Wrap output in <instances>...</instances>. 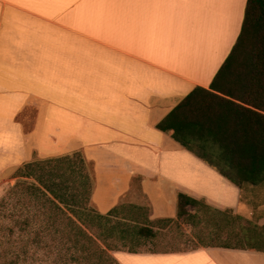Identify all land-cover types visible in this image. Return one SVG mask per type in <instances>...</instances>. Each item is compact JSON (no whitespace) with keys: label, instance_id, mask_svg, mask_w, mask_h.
<instances>
[{"label":"crops","instance_id":"obj_1","mask_svg":"<svg viewBox=\"0 0 264 264\" xmlns=\"http://www.w3.org/2000/svg\"><path fill=\"white\" fill-rule=\"evenodd\" d=\"M246 2L0 0V176L79 153L101 215L133 204L148 208L149 222L173 221L183 194L232 215L257 208L264 220L256 186L237 187L213 158L203 161L157 128L196 88L251 108L233 71L211 89ZM232 109L235 116L223 115L236 125ZM110 253L118 264H264V251L219 245Z\"/></svg>","mask_w":264,"mask_h":264},{"label":"trees","instance_id":"obj_2","mask_svg":"<svg viewBox=\"0 0 264 264\" xmlns=\"http://www.w3.org/2000/svg\"><path fill=\"white\" fill-rule=\"evenodd\" d=\"M224 71L237 75L238 86L244 92L240 101L251 108L236 106L196 88L157 128L172 131L176 142L203 161L211 163L209 159L213 158L211 165L237 187L258 186L264 182V0H247L240 35L212 83V90L217 89L216 81ZM232 108L239 109L236 125L231 124L230 116L223 115V112H232ZM232 113L235 116V111ZM14 178L32 180L17 182L11 191L21 186L33 202L32 217L15 222L20 232L30 228L32 249L29 252L23 244L2 264H20L27 259L36 264L45 256L47 241L51 243L49 252L58 258L59 264H118L111 251L135 253L137 251L130 249L132 243L155 237L148 226L131 225L118 216L130 206L120 205L105 215L94 210L90 203L92 175L79 153L30 162L21 166ZM27 204L30 206L29 201ZM196 206L217 215L227 214L179 194L177 220L186 215L200 220L196 212L191 213ZM10 233H13L12 228ZM3 254L6 258V252Z\"/></svg>","mask_w":264,"mask_h":264},{"label":"rangeland","instance_id":"obj_3","mask_svg":"<svg viewBox=\"0 0 264 264\" xmlns=\"http://www.w3.org/2000/svg\"><path fill=\"white\" fill-rule=\"evenodd\" d=\"M91 172V166L88 164ZM17 170H6L0 176V264L6 259H10L12 254L17 253L21 249V245L26 244V249L30 252L32 246L29 238L31 236L30 228L25 232L19 231V226L15 222H22L28 217H32V200L23 192L19 186L14 192H11L17 182L28 181L23 178H14ZM245 188V186H243ZM264 188V182L254 188L255 207L264 199L261 189ZM245 190V189H244ZM264 193V192H263ZM243 198H248L246 191ZM29 201L30 206H27ZM124 207L119 217L124 218L128 224L135 223L140 226H148L155 233V237L151 239H139L130 245V249L134 251H190L195 248L210 245H228L239 246L243 248H260L264 250V220L261 214L257 212V208H253V215L245 216L232 215L231 213L217 215L196 206L191 213L198 214L200 220L190 219L184 216L183 219L173 220L172 222H152L148 223L149 211L147 207L132 208L133 204H123ZM12 228L13 233H10ZM48 247L45 250L47 255L51 249V243L47 241ZM127 250V248H125ZM6 252L7 257H3ZM20 264H31L30 261L20 262Z\"/></svg>","mask_w":264,"mask_h":264},{"label":"snow or ice","instance_id":"obj_4","mask_svg":"<svg viewBox=\"0 0 264 264\" xmlns=\"http://www.w3.org/2000/svg\"><path fill=\"white\" fill-rule=\"evenodd\" d=\"M3 243H4L3 241H0V246H2ZM36 264H59V260L56 256H54L51 252H49L42 259H38L36 261Z\"/></svg>","mask_w":264,"mask_h":264}]
</instances>
